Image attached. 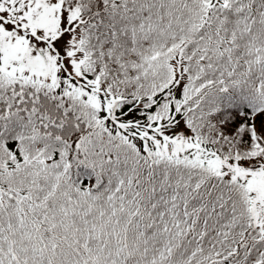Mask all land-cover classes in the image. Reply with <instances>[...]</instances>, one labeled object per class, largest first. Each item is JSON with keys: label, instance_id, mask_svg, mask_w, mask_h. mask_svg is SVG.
<instances>
[{"label": "snow or ice", "instance_id": "snow-or-ice-1", "mask_svg": "<svg viewBox=\"0 0 264 264\" xmlns=\"http://www.w3.org/2000/svg\"><path fill=\"white\" fill-rule=\"evenodd\" d=\"M0 264H264V0H0Z\"/></svg>", "mask_w": 264, "mask_h": 264}]
</instances>
